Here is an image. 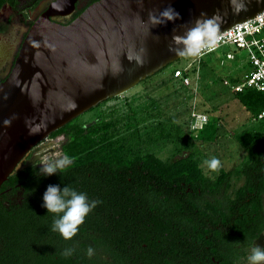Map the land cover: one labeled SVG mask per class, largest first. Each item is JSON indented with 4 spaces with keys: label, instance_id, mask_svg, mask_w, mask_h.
Segmentation results:
<instances>
[{
    "label": "trees",
    "instance_id": "obj_1",
    "mask_svg": "<svg viewBox=\"0 0 264 264\" xmlns=\"http://www.w3.org/2000/svg\"><path fill=\"white\" fill-rule=\"evenodd\" d=\"M4 4L15 7L17 0H0V8ZM191 72L192 69L187 74ZM227 79L235 82L233 78ZM235 95L253 120L264 109L262 93L245 90ZM68 128L69 123L52 134ZM105 129L92 124L65 135L61 152L72 158L66 169L45 176L39 168L29 166L15 171L2 183L0 264H140L131 261L128 244L148 240L167 242L169 264H211L210 258L220 255L225 248L214 242L216 232L221 237L220 229L203 227L206 216L196 210L197 201L215 207L218 219L238 217L240 222H248L249 244L262 232L258 218L264 194V136L251 144L249 161L239 172L243 183L237 193L247 195L249 201L246 216L241 204L243 196L237 197V206L234 202L227 205L221 196L227 190L229 172L211 180L199 172L191 157L165 164L151 154L132 156L121 147L95 149V145L107 144L103 137ZM95 138L99 143L94 142ZM16 183L22 189V198L17 203L2 205L3 190L6 186L15 187ZM49 185H58L61 189L70 185L77 192L86 193L89 200L100 202L71 240L66 241L52 231L56 214L47 213L43 207V195ZM155 193L160 194L156 198L160 202L158 206L152 204L156 196H150ZM154 207L166 216L161 217L166 221L159 224L152 218L146 220ZM89 247L94 249L91 257L86 255ZM67 248L75 249L70 257L62 255Z\"/></svg>",
    "mask_w": 264,
    "mask_h": 264
},
{
    "label": "water",
    "instance_id": "obj_2",
    "mask_svg": "<svg viewBox=\"0 0 264 264\" xmlns=\"http://www.w3.org/2000/svg\"><path fill=\"white\" fill-rule=\"evenodd\" d=\"M74 1L54 0L33 19L0 82V186L51 133L184 57L170 51L172 38L197 19L213 18L211 40L264 12V0H95L53 21ZM169 6L180 19L148 23Z\"/></svg>",
    "mask_w": 264,
    "mask_h": 264
},
{
    "label": "rangeland",
    "instance_id": "obj_3",
    "mask_svg": "<svg viewBox=\"0 0 264 264\" xmlns=\"http://www.w3.org/2000/svg\"><path fill=\"white\" fill-rule=\"evenodd\" d=\"M79 1L82 4L89 0ZM38 2L17 0L14 8L20 18L8 15L10 60L27 25L39 13ZM225 52L232 53L234 60L221 67L218 60ZM191 60L185 55L125 93L83 113L69 122L68 129L38 143L28 156L42 146L36 152L42 153L37 160L39 165L60 159L65 135L96 124L106 128L103 137L107 144L95 145V149L121 147L129 150L132 156L151 154L165 164L191 157L199 172L209 179L229 172L227 193H236L243 183L239 172L249 161L250 146L264 136V121H254L238 103L235 93L221 84V79L236 77L248 70L246 52L223 46L203 56L201 61L191 64L189 86L185 87L172 78L171 71L185 67ZM192 115L205 117L206 122L200 130H192ZM94 140L99 143L97 138ZM213 157L221 161L218 171H211L204 164ZM262 206L264 209V195ZM257 245L264 248V231L251 242L246 256L237 264H249L251 249Z\"/></svg>",
    "mask_w": 264,
    "mask_h": 264
},
{
    "label": "flooded vegetation",
    "instance_id": "obj_4",
    "mask_svg": "<svg viewBox=\"0 0 264 264\" xmlns=\"http://www.w3.org/2000/svg\"><path fill=\"white\" fill-rule=\"evenodd\" d=\"M52 1H54V0H39V2L37 4V7H39V13L38 14H40L42 11H44L46 6ZM90 1L91 0L83 2L81 4L79 0H75L74 1V11L72 12V14L68 18H53V21L60 23V24L67 23L68 20H71L74 18L73 15L75 13L79 12L82 8L87 6V4ZM9 14L12 15L13 17L20 18V14L16 13V10L14 7L8 6L6 4L1 6V8H0V70H1L0 82L8 74L9 69L12 65L13 59L16 55V52H15L14 57L10 60L9 53L11 51V41L8 38L9 37V30H10V28H9L10 23L8 21V15ZM29 25L30 24L27 25V28L29 27ZM27 28H26V30H27ZM25 32L23 33V36H24ZM23 36H22V38H23ZM22 38H21V40H22ZM40 148L39 147L36 148L35 151L32 154H30V156H28V154H27L22 159L21 162L24 164L27 161H31V164L29 166H35L37 169L38 168L40 169L41 165H39L37 160L40 158V154H42V153H36L37 150H39ZM30 150H32V148ZM29 166H27V167H29ZM25 168H22V169H25ZM22 169H17L15 171L22 170ZM211 180H213V179H211ZM18 186H19L18 183L15 184V187L6 186V188L3 190L2 196H1L2 197V205L7 206L8 204L17 203L22 198V189H18ZM159 195L160 194L155 193V194H151L150 196L151 197L156 196L155 197V200H156V198ZM263 195L264 194L261 195V210H260V215L258 218V221H259L258 227L263 228L262 232L264 231V209L262 206V196ZM221 196L226 200L225 203L227 205H231L234 202V204L236 206L238 205V200H236L237 197L239 198V196H243L244 200H242L241 204H242V206H244V211H245L244 214L247 216V214H248V208L247 207H248V203H249L248 198L246 197L247 195L239 194L237 192L230 195L229 193H227V190H226V192H223ZM161 203L164 204L165 201L163 200V201H161ZM152 204L155 206H158L160 204V202L158 200H156V202H152ZM195 204H197V207H198L196 210L200 211L199 212L200 214L202 213L203 215L206 216V218H203V220H202L203 221L202 222L203 227H209L210 226V227H213L215 229V231H218V229H220L219 231L221 232L220 238H219V234H220L219 232H216V235L214 234L215 235L214 242L220 248H223V249L225 248V250H221L220 255H217L215 257H211L210 258L211 264H237V262L241 258H244L246 256L245 252L247 251V249L250 245L249 244V237H250L249 228H250V226H249L248 222L247 223L246 222L245 223L240 222L241 219H239L238 217H236L234 219L228 218L225 220L224 219L222 220V218L218 219L217 218L218 212L216 211L215 207H211L208 205V203L200 202V201H197ZM217 204H219V203H217ZM219 205L224 206L223 202H220ZM155 208L159 209L158 207H154V209L151 208L150 214L146 210V212L148 213L147 214L148 219L146 218V220H149V218H152L154 220V222L159 223V224L162 221H166V219H161V217H166V216L159 214L158 210H156ZM222 210H224V207H222ZM237 213H239V211ZM236 216H237V214H236ZM233 231H235V232H233ZM261 233H259V234H261ZM217 234H218V237H217ZM255 239L256 238H254L252 241H254ZM129 243L130 244H128L127 252H129L131 254V258H130L131 261H136L140 264H169V257H168L169 256V251H168L169 248H168V244L166 241L160 242V240H148V241H135V242L133 241V242H129Z\"/></svg>",
    "mask_w": 264,
    "mask_h": 264
},
{
    "label": "clouds",
    "instance_id": "obj_5",
    "mask_svg": "<svg viewBox=\"0 0 264 264\" xmlns=\"http://www.w3.org/2000/svg\"><path fill=\"white\" fill-rule=\"evenodd\" d=\"M205 15L202 13V16ZM180 19V14L171 6L161 10L159 15L150 12L148 23L152 26L163 25L167 22H175ZM213 18L197 19L193 26L188 29L184 35H174V45L170 51L179 56L199 55L201 50L206 47L210 40V33L215 29ZM12 119L4 121L8 126L11 125ZM72 163V158L67 154L55 161H47L40 167L42 175L51 176L64 170ZM204 164L211 171H218L221 167V161L215 157L211 160L204 161ZM97 200H89L86 193L77 192L72 186L67 185L62 189L58 185H49L43 195V207L47 213L56 214L53 220L52 231L58 232L64 240H71L77 235L80 226L85 222L88 214L99 204ZM75 249L67 248L62 252L64 257H70L74 254ZM86 255H94V249L89 247ZM249 264H264V248L259 245L252 247L251 254L248 257Z\"/></svg>",
    "mask_w": 264,
    "mask_h": 264
},
{
    "label": "built area",
    "instance_id": "obj_6",
    "mask_svg": "<svg viewBox=\"0 0 264 264\" xmlns=\"http://www.w3.org/2000/svg\"><path fill=\"white\" fill-rule=\"evenodd\" d=\"M223 46L244 50L248 70L236 77H230L235 79V82H231L227 78L221 79L222 86L232 93L254 90L264 95V12L241 24L232 26L209 40L208 45L201 50L199 55L190 56L191 63L173 71L172 78L185 87L189 86L190 78L187 72L190 70L191 64L198 63L203 56L209 55ZM233 60V54L225 52L223 57L218 60V65L222 67ZM192 116L194 118L192 130H200L206 122L205 117ZM254 121H264V109L256 115Z\"/></svg>",
    "mask_w": 264,
    "mask_h": 264
}]
</instances>
